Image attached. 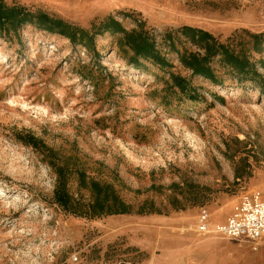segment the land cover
Returning a JSON list of instances; mask_svg holds the SVG:
<instances>
[{
    "label": "rangeland",
    "instance_id": "374dc122",
    "mask_svg": "<svg viewBox=\"0 0 264 264\" xmlns=\"http://www.w3.org/2000/svg\"><path fill=\"white\" fill-rule=\"evenodd\" d=\"M4 1L87 29L111 15L145 29L170 65L129 63L122 33L97 35L90 48L33 23L0 33V264H264L263 241L196 227L201 208L222 221L264 191V0ZM184 25L248 56L254 72L215 58L217 83L193 74L180 55L204 49ZM60 169L81 201L92 200L94 180L133 211L64 210L54 198ZM145 201L161 212L138 213Z\"/></svg>",
    "mask_w": 264,
    "mask_h": 264
},
{
    "label": "trees",
    "instance_id": "16d2710c",
    "mask_svg": "<svg viewBox=\"0 0 264 264\" xmlns=\"http://www.w3.org/2000/svg\"><path fill=\"white\" fill-rule=\"evenodd\" d=\"M26 23L36 24L41 29L52 33L61 34L69 38L74 44H82L90 48L94 45V39L97 35H101L107 31L112 34L122 33L119 40L121 48L128 53L127 60L134 66H138L140 59L150 60L161 66L170 65L169 60L158 49L155 40L143 28L127 30L115 17L109 15L101 21L93 24L91 29H87L60 17L53 16L43 10H32L26 6L19 4H7L4 0H0V33L4 31L8 33L10 29L17 30ZM181 34L188 37L193 43L204 49V53L184 52L180 55L182 63L193 71V74L199 75L213 82L218 81L213 61L218 58L234 69L239 75L248 77L252 71L254 72V62L249 57L236 52L229 44L220 41L213 33L203 28L184 25L179 28ZM262 34H252L254 38H260ZM257 51L261 48L256 47ZM174 85L182 91H186L189 82L185 77L173 74ZM27 143L31 141H26ZM63 169V168H61ZM59 170L60 178L54 191L55 201L66 211L83 215H109L131 213L133 205L128 204L114 187L109 183H100L92 180L89 186L94 192L90 202L81 201L73 196L67 187V182L63 173ZM152 202L145 201L138 209V213H154L161 212L156 210ZM176 209H185L186 206L175 205Z\"/></svg>",
    "mask_w": 264,
    "mask_h": 264
},
{
    "label": "built area",
    "instance_id": "2783aa9c",
    "mask_svg": "<svg viewBox=\"0 0 264 264\" xmlns=\"http://www.w3.org/2000/svg\"><path fill=\"white\" fill-rule=\"evenodd\" d=\"M209 212L202 208L198 219V232H216L225 238L264 242V191L242 196L232 215L212 228Z\"/></svg>",
    "mask_w": 264,
    "mask_h": 264
},
{
    "label": "crops",
    "instance_id": "0c3cea01",
    "mask_svg": "<svg viewBox=\"0 0 264 264\" xmlns=\"http://www.w3.org/2000/svg\"><path fill=\"white\" fill-rule=\"evenodd\" d=\"M240 202V201H239ZM238 202V203H239ZM238 205V204H237ZM236 205V206H237ZM236 206L234 207V209L232 210V212H231V214L230 215H232L233 214V212H234V210H235V208H236ZM202 209V208H201ZM201 209L199 210V212H198V218H197V225H196V227L198 226V219H199V214H200V211H201ZM207 210V209H206ZM208 211V210H207ZM229 215V216H230ZM228 216V217H229ZM209 217H210V219H209V224H210V226L212 227V228H214L217 224H219V223H221V222H223V221H225L227 218H225L224 220H222V221H213L212 220V217H211V214H210V212H209ZM200 233V232H199ZM214 236H216V237H219V238H224L225 239V237H223L222 235H219V234H217L216 232H214ZM199 236H203V235H206V233H200V234H198ZM211 236H213V235H209V236H205V237H211Z\"/></svg>",
    "mask_w": 264,
    "mask_h": 264
}]
</instances>
